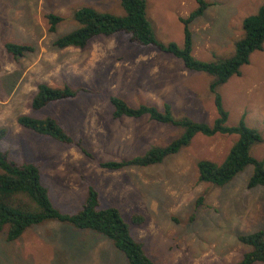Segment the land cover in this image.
Here are the masks:
<instances>
[{"label": "rangeland", "instance_id": "obj_1", "mask_svg": "<svg viewBox=\"0 0 264 264\" xmlns=\"http://www.w3.org/2000/svg\"><path fill=\"white\" fill-rule=\"evenodd\" d=\"M204 16L191 24L193 56L217 62L234 55L243 36V21L255 15L264 0H205ZM147 16L157 39L184 44L181 18L197 8V0H147ZM92 8L124 16L120 0H0V130L7 137L1 151H9L20 164L41 166L42 184L56 208L65 214L79 212L92 185L103 208H117L131 224L133 238L144 245L156 264H240L250 247L241 235L264 232V187L248 189L254 167H247L225 187L199 181L197 164H221L237 136L197 135L191 145L162 164L147 168L107 171L100 162L128 160L153 146H166L182 130L148 120L112 117L110 97L130 106H172L177 118L189 117L212 124L217 118L213 78L185 70L182 61L152 47L132 44L128 36L98 37L85 49H57L54 42L79 25L75 11ZM64 18L56 33L49 32L47 15ZM35 48L14 59L4 45ZM40 84L53 88H86L77 99L50 104L35 111L33 99ZM229 113V126L242 117L264 137V50L219 89ZM53 118L94 160L79 148L65 146L18 125L19 116ZM264 160V143L251 148ZM202 199V203L199 201ZM143 218L141 224L132 218ZM95 237V238H93ZM0 264H127L122 253L105 238L75 231L69 225L49 222L28 230L9 242L7 229L0 233ZM263 264V263H257Z\"/></svg>", "mask_w": 264, "mask_h": 264}, {"label": "trees", "instance_id": "obj_2", "mask_svg": "<svg viewBox=\"0 0 264 264\" xmlns=\"http://www.w3.org/2000/svg\"><path fill=\"white\" fill-rule=\"evenodd\" d=\"M125 11L124 16L99 12L92 8H82L74 13L79 27L63 35L54 42L57 49H85L98 37H114L119 34L128 36L132 44L152 47L159 52L182 61L185 70L204 73L213 78L209 90L214 96L217 118L212 124L198 122L189 117L177 118L172 106L165 103L160 109L154 105L141 104L130 106L117 96L110 97L113 107L112 117L142 119L158 125L170 126L182 130V134L166 146H153L141 156L128 160L100 162L99 167L107 171H121L126 168H147L162 164L166 159L189 147L194 138L201 134L212 138L217 135L237 136L238 140L221 164L202 160L197 164L199 181L216 187H225L247 167L253 166L254 172L248 181V189L264 187V160L252 156L251 148L256 143H264L263 135L251 128L242 117L235 126H229V113L224 107L220 87L231 78L241 75L242 67L249 65L255 52L264 50V4L259 11L243 21V36L235 43L234 55L217 62H203L193 56V33L191 24L204 16L210 4L197 0V8L188 18H181L184 28V44L160 42L147 16V0H120ZM49 32L56 33L64 18L47 15ZM6 52L14 59L33 53L35 48L27 45L6 43ZM89 93L86 88L74 89L70 86L53 88L40 84L32 102V108L40 111L50 104L72 101L81 94ZM18 125L39 136L47 137L65 146H75L88 158L94 160L83 145V140H75L55 119H37L22 115ZM7 130H0V142L7 137ZM202 203V199L199 204ZM143 218L135 216L131 223L141 224ZM49 222L71 226L76 232H88L110 241L113 247L122 253L127 264H156L146 253L144 245L136 241L131 234V224L126 222L117 208H103L100 194L89 185L87 201L75 214H65L56 208L49 190L42 184L41 166L37 163L20 164L11 159L9 151L0 150V233L7 229V240H19L28 230ZM95 238V237H93ZM239 241L251 251L244 254L240 264H264V232L241 235Z\"/></svg>", "mask_w": 264, "mask_h": 264}]
</instances>
